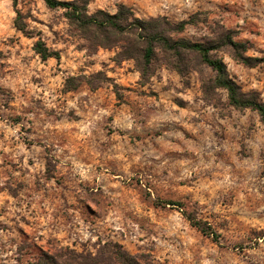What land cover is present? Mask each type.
<instances>
[{"label": "clouds", "instance_id": "clouds-1", "mask_svg": "<svg viewBox=\"0 0 264 264\" xmlns=\"http://www.w3.org/2000/svg\"><path fill=\"white\" fill-rule=\"evenodd\" d=\"M38 2L39 0L37 2L19 0L18 7L21 14L18 19L19 28L26 33H31L35 39H41L35 36V31L47 33V28L36 23L28 15L30 9L33 15L38 14L36 12ZM65 2L73 4V0H65ZM118 5L123 7H118ZM64 11L73 13V8H65ZM172 13H176L175 20L170 19ZM197 14L199 16L196 22H193L190 18ZM209 14L216 22L207 20L202 23L201 21H205ZM48 15L41 10L40 18L45 19L46 23L50 22L47 19ZM74 15L80 19L92 21L89 29L93 36L83 41L79 37L76 39V43L88 45L86 50L106 46L113 48L114 51L121 49L119 43H109L113 34L125 35L124 32L116 30L118 26L131 29L132 32L141 35L147 34L157 25L163 27L172 25V30L177 33L172 41L176 45L172 49L173 52L206 45L209 41H215L219 34L222 45L230 52L235 51L234 46L239 42H253L255 48L248 47L241 52V55L264 62V0H209L207 3L205 0H155L151 4L149 0H89L87 5L76 10ZM9 17L14 18V14L9 12ZM122 17L124 19H121ZM96 19H100L101 22L95 23ZM181 22L186 23L181 25ZM61 25L67 28V23L63 20H61ZM217 25H222V27H217ZM210 26L216 28V32L210 31ZM9 34L5 32L3 39L7 40ZM19 34V32L16 33V35ZM205 37L208 39L205 40ZM44 39L46 40V37ZM142 47L147 48L148 45L144 44ZM206 51L209 60L215 58L216 49L207 48ZM120 54H123V49ZM80 55L83 56V53ZM229 57L234 56L229 55ZM128 60L132 62L131 59ZM224 62L238 75L232 59L224 57ZM36 63L38 65V62ZM63 63L65 69L68 70L64 75H70L74 67H79L83 61H78L75 66L67 61ZM261 66L258 64L257 68ZM96 71L103 70L97 66L78 72L77 75L86 77L88 72ZM28 75H35V73L28 69ZM40 75L44 78L42 85L44 91L52 94V103L42 104L25 98L29 99V102L25 104L20 99L19 90L15 88L13 89L17 93L15 108L5 109L3 102H0V113L6 116L21 115L20 105L31 109L30 112L23 113L22 123L13 126L4 140L0 141V190H2L0 208L8 210L0 216V220L7 223L5 217H15L12 220L15 228L23 227L29 215L34 221L31 237H17V243L22 246L21 264L34 262L39 253L36 244L40 237L52 240V245L55 246L53 251L60 248L65 249L62 258H48L44 264H57V260L59 264H109L107 256L116 252L126 253L132 260L139 261V264H146V261L138 256L129 255L131 249L139 245L145 249L149 247L156 249L157 254L150 259V264H157V261L162 259H167L169 264H264V177L260 175L264 172V159L261 158L259 152L251 154V172L242 183H236L238 173L233 169V179L229 183L233 186L234 192L241 194L237 196L235 206L231 208L226 206L225 210H221L213 206L214 189L195 196H182L173 190L172 185L181 179L192 183L189 179L191 173L182 176H171L170 174V182L165 187L163 183L152 179L149 174H157L160 165L144 169L142 176L135 169L127 171V164L122 165L114 157L110 158L109 152L100 147L101 144H105V140L100 135H93L91 131L81 130L76 135L82 136V139L69 141L66 144L63 125L82 114L88 115L91 119V113H85L84 109L95 111L96 104L92 103L95 98L89 95V98L85 100L83 87L80 88L75 99H69L68 96L58 97L56 90L60 87L59 83L49 84L46 74L40 73ZM231 79L229 75L227 80H222L213 86L208 94L212 103L219 102L221 106L227 107L228 80ZM259 80L260 84L264 85V76H261ZM145 82L148 90H152L150 85L158 86L154 76ZM18 83L21 88L25 87L27 78ZM232 83L237 82L233 80ZM257 86L259 85L248 83L249 88ZM170 95L176 98L178 103L183 99L175 89L170 92ZM30 96H39V93L32 89ZM39 100L44 101L45 97L39 96ZM77 100L80 102V107H77ZM258 103L264 104V94ZM70 111H72L71 116ZM58 124L61 126L59 129ZM0 127L7 130V119L0 120ZM21 127L26 130L32 129V133L28 135L20 133ZM87 127L88 125L85 124V128ZM92 127H96L95 123ZM126 127L131 129L133 125L129 123ZM153 127L152 120H148L143 125L144 135H148L149 139L155 143L154 133L149 135ZM140 130V127L135 128L136 132ZM237 130H240L239 125ZM17 133L20 135L17 136ZM24 139L31 142L30 151H25L20 146ZM237 139L242 146L250 147L246 138L238 136ZM86 147L88 150H85ZM90 152L100 153L99 158ZM147 154L152 155V152L149 150ZM21 155L25 159L34 158L35 162L31 171L18 159ZM36 157L38 159H35ZM46 158L48 176L45 175L43 165ZM9 162L16 164L17 168L14 170ZM127 163H132V160ZM141 166L142 164H138L136 167ZM98 168L99 171H97ZM110 170L116 173V177L111 175ZM133 175L140 180V184L132 181ZM57 181H59V187H57ZM17 184H23L24 187L17 189ZM38 188L45 194H52L47 201L41 202L43 197H38ZM9 189L18 191L20 195L15 200L11 199L7 194ZM61 194L65 197L64 200L59 199ZM174 196L177 200L176 215L183 214L184 223L175 231H165L162 221L152 214L151 208L154 205L163 207ZM224 198L231 203L230 195ZM181 202L183 207L179 206ZM65 204L71 205L75 212L92 224L91 233L88 232L87 226L81 228L75 226L81 223L80 218L75 215V212L66 208ZM17 205L20 206L17 207ZM29 205H35L42 211L35 212L28 207ZM53 209L55 211H52ZM65 212L74 217L72 224L66 226L58 220L55 222L49 220V215L57 213L63 215ZM39 216L44 217V223H35ZM22 217L24 219H21ZM220 217L228 221L223 228L218 226ZM113 221H118V223L114 225ZM113 227L116 231H113ZM179 227H183V232L179 231ZM69 229L71 233L65 237L64 234L69 233ZM201 232L206 233L210 239L219 233L218 242L222 247L219 249L207 246L201 248L199 243L195 245L187 243L188 235L199 238ZM121 233H123V240ZM57 236H60L59 241L56 239ZM161 237L166 239L162 240ZM73 242L76 245L74 249L72 248ZM121 242L124 243V248L117 249L115 246ZM10 264H16V262L13 260ZM120 264H131V261L125 259Z\"/></svg>", "mask_w": 264, "mask_h": 264}, {"label": "rangeland", "instance_id": "rangeland-1", "mask_svg": "<svg viewBox=\"0 0 264 264\" xmlns=\"http://www.w3.org/2000/svg\"><path fill=\"white\" fill-rule=\"evenodd\" d=\"M16 1L15 5L14 0H0V102H3L5 109L16 107L17 93L13 91L14 88L19 90L20 99L25 104L29 102V99L42 104L52 103V94L44 91L42 87L44 78L40 73L46 74L49 84L59 83L60 87L56 90L58 97L68 96L69 99H75L80 88L83 87L85 100L89 98V95L94 97L92 103L96 104V108L95 111L88 108L84 109L85 113H91V119L88 115L82 114L75 120H69L63 125L66 144L69 141L82 139V136L76 135L81 130L84 132L91 131L93 135H100L105 140V144H101L100 147L109 152L110 158L114 157L122 165L127 164V171L135 169L142 176L144 169L160 165L157 174H149L152 179L163 183L165 187L170 182V174L171 176H182L191 173L189 179L192 183H187L183 179L179 180L172 185L175 192L182 196H195L198 193L214 189L213 206L221 210H225L226 206L228 208L235 206L237 196L241 193L234 192L233 186L229 183L233 179V169L238 173L236 183L240 184L251 172V154L259 152L261 158L264 159V128H262L264 123L257 111L250 108H236L230 104L229 98L226 102V108L221 106L219 102H211L208 94L215 85L216 78V73L211 67L202 63L199 58L193 57L190 64L196 70L190 69L180 74L170 65L168 57L158 51L153 62L151 75L156 78L158 86L150 85L152 90H148L145 81H148L151 76L148 79H143L134 60L129 62L128 59H118L119 49L115 51L113 48H90V50H86L88 45L76 43L77 37L81 41L88 38L68 21L63 9H50L43 0H39L36 8L38 14L33 15L30 9L28 15L36 23L47 28V33L37 30L35 36L41 37V39H35L31 33L20 31L16 25L20 14L18 10L19 0ZM73 1L82 4L86 0ZM30 2H37V0H30ZM154 2L155 0H149V4ZM205 2L207 3L209 0H205ZM41 10L49 14L47 19L50 22L46 23L45 19L40 18ZM9 12L14 14V18L9 17ZM198 16L199 14L190 19L196 22ZM170 19L175 20L176 13H172ZM61 20L67 23L66 29L62 27ZM207 20H213L211 14L206 17L205 21L201 22L205 23ZM215 22L213 20V23ZM217 27H222V25H217ZM209 30L216 32L217 29L210 26ZM5 32L10 33L7 40L3 39ZM17 32L20 34L16 35ZM175 37L176 35H174ZM219 38L220 35L218 34L217 40ZM204 39L207 40L208 38L205 37ZM40 40L49 51L57 52L60 58L42 59L34 49L35 44ZM239 43L243 46L241 52L248 47L255 48L253 42L243 41ZM80 53H83V56ZM234 54L227 47L214 52V56L223 61L224 57L232 59L238 75L227 66L228 75L237 82L236 84L241 91L249 97L261 100L262 94H264V85L260 84L259 78L264 76V62L251 57H244L245 62L239 61ZM229 55L234 57H229ZM81 60L83 63L79 67H74L70 75H64L68 71L64 67V61L75 66ZM258 64L262 66L257 68ZM97 66L103 71L88 72L86 77L77 75L78 72L87 71ZM28 69L35 75L29 76ZM25 78H27V84L21 88L18 82ZM248 83L259 86L249 88ZM32 89L38 92L39 96H44L45 100L40 101L39 96H30ZM173 89L183 97L179 103L176 98L170 95ZM76 103L77 107H80L79 100ZM19 110L21 115L6 116L4 113H0V120L7 119L8 121L7 130L0 127V141L4 140L13 126L22 123L23 113L31 111V109L24 108L23 105L19 106ZM72 111L69 112L70 116ZM148 120L153 122L154 127L149 135L154 133L155 143L149 139L148 135H144L143 125ZM93 123L96 125L95 128L92 127ZM129 123L133 125V128L126 127ZM85 124L88 125L87 128H85ZM238 125L239 131L237 130ZM57 127L59 129L61 126L58 124ZM136 127H140L141 130L136 132ZM20 133L28 135L32 133V129L26 130L21 127ZM20 133L16 135L19 136ZM238 136L246 138L250 147L248 145L242 146L237 139ZM20 146L25 151H30L32 148L31 142L27 139H24ZM85 150H88L87 147ZM149 150L152 155L147 154ZM90 154L96 155L97 158L100 155L98 152H90ZM133 157L136 159H132ZM18 159L21 163L26 164L28 170L31 171L35 162L34 158L25 159L21 155ZM129 160H132V163H127ZM9 163L14 170L17 168L16 164ZM138 164H142V166L137 168ZM43 165L45 175L48 176L47 158L43 161ZM110 173L116 177L115 172L110 170ZM260 175L264 177V172H261ZM132 181L140 184L136 175H133ZM56 183L59 187V181ZM23 187V184L16 186L17 189ZM7 194L13 200L20 195L18 191L13 189H9ZM37 194L38 197H43L41 202L47 201L52 195L45 194L39 188ZM228 195H230L231 203L224 198ZM59 199L64 200L65 197L61 194ZM54 202L58 203L59 201ZM176 205L177 200L174 196L163 207L154 205L151 208L152 214L162 221L165 231H175L178 226L184 223L183 214L176 215ZM19 206L17 205V207ZM179 206L183 207V203L181 202ZM28 207L35 212L42 211L35 205ZM65 207L75 212L71 205L65 204ZM7 211L5 208H0V216H3ZM75 215L79 216L81 221L75 226L77 228L87 226L88 232L91 233L92 224L78 212H75ZM5 219L8 221L7 223L0 220V264H10L13 260L16 264H21L22 246L17 243V237H31L34 221L29 215L27 223L23 227L15 228V225L12 224L15 217H5ZM49 220L54 222L58 220L67 226L73 223L74 217L65 212L63 215L59 213L49 215ZM35 223H44V217L39 216ZM113 223L115 225L118 221H113ZM227 223L226 219L220 217L218 226L223 228ZM14 231L15 234H13ZM113 231H116L115 227H113ZM179 231L183 232V227H179ZM70 233L71 229H69V233L64 234L65 237ZM121 237L123 240V233H121ZM56 239L59 241L60 236H57ZM161 239L165 240L166 238L161 237ZM219 239V233L210 239L206 233L201 232L199 238L188 235L187 243L189 245L199 243L201 248L207 246L219 249L222 247L218 242ZM54 247L51 239L45 240L40 237L36 244L39 253L34 262L29 261V264H44L48 258H62L65 249L60 248L53 251ZM75 247V242H73L72 248ZM115 247L124 248V243L121 242ZM129 254L138 256L145 260L146 264H150V259L157 253L155 248L145 249L139 245L132 248ZM107 260L109 264H119L114 253L108 255ZM57 264H59V260H57ZM157 264H169V261L162 259L157 261Z\"/></svg>", "mask_w": 264, "mask_h": 264}, {"label": "trees", "instance_id": "trees-1", "mask_svg": "<svg viewBox=\"0 0 264 264\" xmlns=\"http://www.w3.org/2000/svg\"><path fill=\"white\" fill-rule=\"evenodd\" d=\"M47 7L50 9H65L72 7L73 13H65V17L68 19V21L74 25L79 31L83 32L84 35H86L87 38L92 37L93 34L90 32L89 24L92 23V21H87L84 19H80L74 15V12L82 7H85L88 3V0H86L84 3H79L76 1H73V4H68L65 1L60 0H43ZM17 1L14 0V4L16 5ZM123 7V6H119ZM106 15V14H102ZM20 17V14H19ZM19 19V18H18ZM121 19H124L122 17ZM95 23H100V19H96L94 21ZM186 22H181V25H183ZM17 28L22 31L18 26V20L16 21ZM118 32H124L125 35H112L109 43H119L121 49H123V54H120L121 49H119V52L117 54L118 59L125 60V59H131L136 62L138 71L141 74V77L143 79H148L152 73H153V62L157 56V52L160 51L164 55H166L169 59L170 65L175 68L180 74H183L190 69L196 70L195 67H192L190 64V61L193 57H196L197 59L208 65L212 68V70L216 73L215 78V84L222 82V80H227L228 78V69L227 65L224 63V61L220 58H215L209 60L207 58V48H214L216 51L220 50L224 46L222 45V41L219 38L215 41H209L206 45L198 46L197 48H193L190 50L185 49L184 51H175L173 52L172 49L176 47L172 43V41L175 39L174 35H177L176 32L172 30V25H169L168 27H163L160 25H157L154 29L150 30L147 34H138L135 32H132L131 29H124L123 27L118 26L116 29ZM181 30L182 27H181ZM25 33L24 31H22ZM148 45L147 48L142 47V45ZM234 56L239 61H244L245 58L241 55L242 45L238 43L234 46ZM105 48H111L106 46ZM35 51L41 56L42 59L47 60L51 57H55L57 59L60 58L59 54L57 52H51L46 47V45L40 40L35 44L34 47ZM124 58V59H122ZM232 79L228 80V98L230 101V104L236 108L239 109H245L250 108L255 111H257L264 123V104L258 103L260 100L249 97L246 94H244L240 87L235 83H232ZM73 89V88H72ZM259 109V110H257ZM118 249V248H117ZM116 255V260L120 264L122 260L128 259L131 261V264H139V261L132 260L130 257L127 256L126 253H120L116 252L114 253ZM131 255V254H129Z\"/></svg>", "mask_w": 264, "mask_h": 264}]
</instances>
